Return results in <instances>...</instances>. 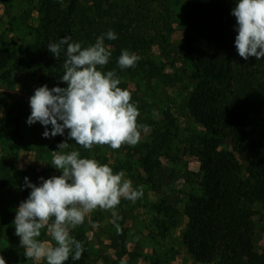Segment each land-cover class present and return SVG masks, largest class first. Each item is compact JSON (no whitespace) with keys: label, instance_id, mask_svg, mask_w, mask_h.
I'll return each mask as SVG.
<instances>
[{"label":"rangeland","instance_id":"374dc122","mask_svg":"<svg viewBox=\"0 0 264 264\" xmlns=\"http://www.w3.org/2000/svg\"><path fill=\"white\" fill-rule=\"evenodd\" d=\"M150 1L108 0L102 7L105 16L110 13L122 15L124 12L133 25H143L142 31L152 36L154 43L149 50L136 55L142 61L153 60L156 64H163L158 70L145 64L129 71L119 68L120 54L111 53L109 63L102 69L105 72L115 70L131 92V102L139 109L138 123L148 129L141 132V139L135 146L122 145L118 150L108 145H97L87 150L67 139V129L64 135L45 138V126L39 122L27 123L31 114L29 98L36 88L45 84L49 89L67 86L61 82L65 60L62 61L60 56L54 58L47 49L53 40H42L39 35V0L0 1V51L5 50L8 55L0 68V256L6 264H40L24 256L13 224L15 210L31 189L26 187L23 190L25 183L24 188L12 184L11 178H21L20 172H27L28 180L39 185L40 177L48 179L61 175L52 166V151H58V144L65 140L71 144L66 151L77 150L82 158H95L101 164H108L114 173L124 172L125 179H130L134 188L143 189V196L135 202L121 199L115 209L120 219L115 223L111 211L98 208L87 214L84 222L72 230L71 235L85 245L89 264L218 263L196 261L182 240L187 223L183 205L190 193H200L194 183L198 162L192 144L195 137L204 131L189 116L186 108L194 88L187 77L190 68L185 54L187 32L183 22L184 14L190 8L184 6L183 0H166L169 8V23L166 24L161 17L158 19L159 14H166L163 6ZM89 5V13L92 14L94 9L88 2ZM109 5L113 8L111 11L108 10ZM157 30H160L158 34ZM230 67L231 72L242 71L253 83L264 81V58L256 60L249 57L245 61L239 57L236 66L232 63ZM226 84L223 80L217 86L234 94ZM252 126L247 128L248 134L253 139H260L261 122L257 121L256 129ZM47 130L51 131V125ZM229 142L225 139L220 147L232 150ZM140 157L148 161L149 172L139 166L137 160ZM50 171L54 173L48 174ZM162 201L177 211L175 224H170L171 219H165L168 229L164 233L157 228L151 208L152 204ZM251 208L252 241L260 253L264 249V208L260 203L253 204ZM39 239L50 240L46 230L42 231Z\"/></svg>","mask_w":264,"mask_h":264},{"label":"trees","instance_id":"16d2710c","mask_svg":"<svg viewBox=\"0 0 264 264\" xmlns=\"http://www.w3.org/2000/svg\"><path fill=\"white\" fill-rule=\"evenodd\" d=\"M107 1L39 0V35L42 40L53 42L70 37V42L86 47L112 30L117 39L108 40L105 36V45L110 46L112 54H121L125 49L135 54L149 50L154 40L142 31L143 25H133L124 12L105 16L102 7ZM154 1L166 12L165 16L159 14L158 19L161 17L164 23H169L166 0L150 2ZM183 1L184 6L190 8L183 22L187 32L185 54L190 68L187 77L194 84L186 108L189 116L204 129L192 144L198 162L194 183L200 193H190L183 205L187 218L186 229L182 232L183 244L200 263L264 264V249L258 253L252 241L251 208L255 203L264 208V81L253 83L242 71L230 70V65L236 66L240 57L235 48L236 18L231 14L236 0ZM88 2L94 9L92 14ZM112 9L109 5L108 10ZM65 52L66 46L60 54L62 61L66 58ZM0 58L3 60L1 68L8 59L5 50L0 51ZM145 64L154 70L163 67L162 63L139 59L135 67L126 69L133 71ZM223 80L234 94L217 86ZM119 86L125 89L123 82ZM258 120L261 138L253 139L247 128L253 125L256 129ZM225 139H229L232 150L220 147ZM137 161L149 172L144 157ZM20 174L21 178H11L12 184L24 188L27 172ZM151 208L162 233L168 229L166 218L171 219L170 224L176 223L177 211L164 201L152 204ZM262 220L264 222V213ZM83 248L79 260L70 256L65 264H89L84 244Z\"/></svg>","mask_w":264,"mask_h":264},{"label":"clouds","instance_id":"9594fccd","mask_svg":"<svg viewBox=\"0 0 264 264\" xmlns=\"http://www.w3.org/2000/svg\"><path fill=\"white\" fill-rule=\"evenodd\" d=\"M231 14L236 18L235 48L239 56L245 61L249 57L264 58V0H236ZM105 36L117 39L109 30L86 47L70 42V37L48 44L47 49L56 59L66 46L61 82L67 86L49 89L45 84L29 98L31 114L27 123L45 126V138L64 135L67 129V139L87 150L97 145L118 150L122 145L135 146L141 132L148 130L138 123L139 109L131 102V92L119 86L121 80L115 70H102L111 57ZM139 59L125 49L117 63L126 69L135 67ZM70 146L65 140L58 144V151H52V166L61 175L40 177L39 185L24 178V187L31 191L15 210L13 224L27 260L40 264H65L70 256L79 260L83 244L71 232L86 215L98 208L111 211L115 223L120 219L115 209L122 198L135 202L143 196L142 187L134 188L124 172L114 173L108 164L82 158L77 150L66 151ZM116 229L119 233L118 224ZM44 230L50 240L39 239ZM0 264H6L3 256Z\"/></svg>","mask_w":264,"mask_h":264},{"label":"crops","instance_id":"0c3cea01","mask_svg":"<svg viewBox=\"0 0 264 264\" xmlns=\"http://www.w3.org/2000/svg\"><path fill=\"white\" fill-rule=\"evenodd\" d=\"M37 163H38V162H37ZM51 171H53V170H51ZM51 171H50L48 174H51V175H52V174L54 173V172H51ZM42 240H43V239H42Z\"/></svg>","mask_w":264,"mask_h":264}]
</instances>
